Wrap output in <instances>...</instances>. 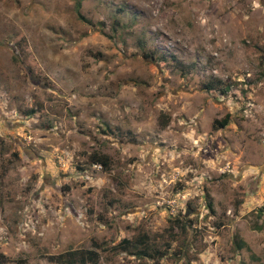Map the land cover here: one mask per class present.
Segmentation results:
<instances>
[{"label": "rangeland", "instance_id": "374dc122", "mask_svg": "<svg viewBox=\"0 0 264 264\" xmlns=\"http://www.w3.org/2000/svg\"><path fill=\"white\" fill-rule=\"evenodd\" d=\"M262 207L264 0H0V264H264Z\"/></svg>", "mask_w": 264, "mask_h": 264}, {"label": "trees", "instance_id": "16d2710c", "mask_svg": "<svg viewBox=\"0 0 264 264\" xmlns=\"http://www.w3.org/2000/svg\"><path fill=\"white\" fill-rule=\"evenodd\" d=\"M148 56V55H147ZM149 58V57H147ZM216 84H207V89L209 90H216L220 87V82ZM223 94H226L229 91V87L220 88ZM229 123L228 119H225L224 122L216 121L214 128H218L220 125L221 128L227 126ZM93 161L95 164H101L106 169L110 168V158L108 156H101L95 155L93 157ZM260 215H264V207H262L259 211ZM239 242V248L245 245L242 241ZM119 247L123 248L124 250L128 251L131 255L137 256L141 259L144 258H162L164 253L160 252L159 250L153 251L152 247L149 244V237L146 234L138 237L137 239H124L120 244ZM98 248V247H97ZM58 262L65 263V264H97L100 260V253L96 250H82V251H73L68 252L64 255L57 257L56 259ZM1 262V261H0ZM3 262V261H2Z\"/></svg>", "mask_w": 264, "mask_h": 264}]
</instances>
